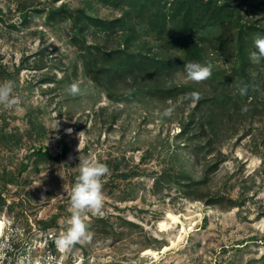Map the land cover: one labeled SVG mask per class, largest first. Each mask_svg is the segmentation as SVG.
<instances>
[{
	"label": "rangeland",
	"instance_id": "1",
	"mask_svg": "<svg viewBox=\"0 0 264 264\" xmlns=\"http://www.w3.org/2000/svg\"><path fill=\"white\" fill-rule=\"evenodd\" d=\"M153 1L0 0V83L13 81L19 98L0 105V219L42 237L65 232L79 159L94 158L110 170L103 214L85 213L92 239L67 262L264 264V59H252L264 0H213L237 25L198 35L195 60ZM161 1L170 14L172 0ZM190 61L211 63V77L188 80ZM73 82L83 95L68 94ZM168 211L192 230L158 261L143 257L176 240L179 223L157 226Z\"/></svg>",
	"mask_w": 264,
	"mask_h": 264
},
{
	"label": "clouds",
	"instance_id": "2",
	"mask_svg": "<svg viewBox=\"0 0 264 264\" xmlns=\"http://www.w3.org/2000/svg\"><path fill=\"white\" fill-rule=\"evenodd\" d=\"M253 43L257 51L252 53V59L258 62L264 59V35H256ZM212 67L211 63L202 65L198 62L190 61L184 65L186 78L196 83L203 82L211 77ZM14 86V82L11 80L0 83V105L12 108L19 103V98L12 95ZM66 91L73 97L83 95L82 89L77 82H73ZM239 91L241 95H246L247 86L241 87ZM185 98L190 99L195 104L201 99V96L199 92H191L186 94ZM173 111L174 109L169 107L164 110L162 115L170 117ZM242 111H247V108H243ZM67 131L71 133L72 129H68ZM78 135L81 137L84 135V132H80ZM77 167L79 174L70 192L69 211L71 216L67 221L69 227L55 240L57 249L61 251H68L76 244L91 241L92 233L88 231L85 213L91 211L93 214H103L104 194L102 191V177L109 173L108 166L93 158L79 159ZM10 224V221L6 224L5 221L0 220V232L6 227L11 232ZM4 247L5 245L0 244V259L3 258ZM37 264H41V262L37 261ZM43 264H56V257L49 255L43 260Z\"/></svg>",
	"mask_w": 264,
	"mask_h": 264
},
{
	"label": "trees",
	"instance_id": "3",
	"mask_svg": "<svg viewBox=\"0 0 264 264\" xmlns=\"http://www.w3.org/2000/svg\"><path fill=\"white\" fill-rule=\"evenodd\" d=\"M153 1V0H152ZM170 3V2H169ZM172 8L170 14H166V8L164 2L161 0H154L153 7L158 8L160 12V20L166 22L169 18L176 22V28L179 33V40L184 47V51L187 54H190L195 60L197 56L193 53L192 41L197 39L198 35L206 36L210 34L209 32L217 30L218 33H225L228 31H233V27L236 24L235 17L231 14V9L226 3L217 4L213 0H172ZM94 19V18H92ZM95 21H98L97 19ZM100 21V20H99ZM109 22V23H113ZM237 27V37L236 39L239 42L240 47H244V32H242L241 27ZM251 26H248L247 29H250ZM264 31V30H262ZM263 33V32H262ZM98 49V48H96ZM101 51V50H100ZM101 55H104L105 60H110L112 51H102ZM132 58H141L142 60L154 61L158 65H163L164 67H169L171 62L152 60L149 56H141L139 54H129ZM37 155L42 157L51 158L50 152L46 148L37 149Z\"/></svg>",
	"mask_w": 264,
	"mask_h": 264
},
{
	"label": "built area",
	"instance_id": "4",
	"mask_svg": "<svg viewBox=\"0 0 264 264\" xmlns=\"http://www.w3.org/2000/svg\"><path fill=\"white\" fill-rule=\"evenodd\" d=\"M10 227L11 232L6 227L0 236V244L5 245L0 264H37V261L43 264V260L49 255L56 257V264H75L76 261L73 257L70 263L67 262L66 251H61L56 247L55 240L62 230L58 232L59 234L50 232L42 237L40 234H34L37 230L35 227L33 230L25 232L23 228H17L14 222H11Z\"/></svg>",
	"mask_w": 264,
	"mask_h": 264
},
{
	"label": "bare ground",
	"instance_id": "5",
	"mask_svg": "<svg viewBox=\"0 0 264 264\" xmlns=\"http://www.w3.org/2000/svg\"><path fill=\"white\" fill-rule=\"evenodd\" d=\"M181 216H185V215L184 214H176V213H173L171 211H168L166 213L165 219H161L157 222V226H158V229L160 231H166L172 225L179 223L181 225L179 234L177 235L176 240L171 241V243L169 245H165L159 252L157 250H154L151 248L144 249L142 251V254H141L143 257L150 256L153 259V261H158V259L160 258V254H165L167 251L174 248L177 245V243L183 239L184 234H186L188 231L192 230L193 223L191 224V226L189 228H187L185 226L184 222L181 220ZM0 220H2V219H0ZM3 221H5V220H3ZM5 223H6V221H5ZM2 232H0V236H1ZM78 264H81V263L79 262ZM147 264H149V263H147Z\"/></svg>",
	"mask_w": 264,
	"mask_h": 264
}]
</instances>
